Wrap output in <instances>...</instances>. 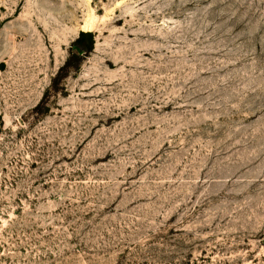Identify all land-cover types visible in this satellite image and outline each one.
Here are the masks:
<instances>
[{"label": "rangeland", "instance_id": "1", "mask_svg": "<svg viewBox=\"0 0 264 264\" xmlns=\"http://www.w3.org/2000/svg\"><path fill=\"white\" fill-rule=\"evenodd\" d=\"M0 264H264V0H0Z\"/></svg>", "mask_w": 264, "mask_h": 264}]
</instances>
